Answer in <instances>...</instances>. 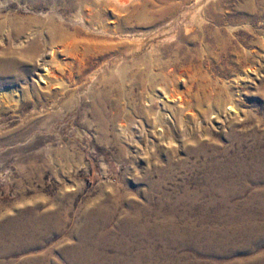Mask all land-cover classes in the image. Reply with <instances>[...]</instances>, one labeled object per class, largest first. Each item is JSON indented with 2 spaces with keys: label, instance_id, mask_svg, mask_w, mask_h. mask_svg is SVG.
Segmentation results:
<instances>
[{
  "label": "rangeland",
  "instance_id": "obj_1",
  "mask_svg": "<svg viewBox=\"0 0 264 264\" xmlns=\"http://www.w3.org/2000/svg\"><path fill=\"white\" fill-rule=\"evenodd\" d=\"M51 1L0 9V56L9 47L21 58L0 75V216L35 206L66 223L8 259L62 261L100 204L114 214L109 229L146 207L155 248L140 264H233L264 251V207L242 205L264 188L263 171L250 179L251 155L264 163V0H134L156 6L146 19L59 8L74 33L65 41L26 19L54 15ZM33 39L34 58L21 57ZM49 47L55 61L38 66ZM223 174L233 211L216 190ZM247 217L260 226L250 234Z\"/></svg>",
  "mask_w": 264,
  "mask_h": 264
},
{
  "label": "bare ground",
  "instance_id": "obj_2",
  "mask_svg": "<svg viewBox=\"0 0 264 264\" xmlns=\"http://www.w3.org/2000/svg\"><path fill=\"white\" fill-rule=\"evenodd\" d=\"M10 1H15L19 5L24 3L22 5L24 8L39 2V0H0V9L7 7ZM51 2L53 14L55 16L57 14L59 20L55 19L54 15L48 13L45 15V20L36 17H26L30 23L38 24L41 29L35 30L39 31L38 34L41 36H43L42 32L45 31L50 41H65L74 34L69 30V27L66 26L62 15L57 12L59 8L79 10L91 16L94 20L106 14L105 11L107 10H105V6L111 10H122L128 14L129 17L132 16L145 19L149 18V16L156 11L154 9L156 6L145 8L147 6L134 0H53ZM160 3L163 4L165 2L164 0H160ZM160 9H163L162 11L166 10L163 5H160ZM167 13L169 12L167 11ZM12 21L17 24L15 27L18 30L23 26L18 16ZM3 25H5V21L0 19V27ZM30 32L32 31L30 30ZM32 34L33 33H27V36L30 37ZM23 41L25 40H19L16 44L21 45ZM38 49L39 40L33 39L30 41L28 48L21 52L20 56L29 59L34 58L33 56H35ZM56 49L55 47H49L43 50L37 58L38 66L40 64L44 66H46V64L48 65L49 61L54 59L55 53L58 51ZM60 49L61 48H59V50ZM3 52V55L0 56V75L6 76L12 72L15 61L21 58L14 54L15 52L9 47L4 49ZM49 67H46L47 74H50L52 70H50ZM52 73L55 74L54 71ZM229 109H231V107H229ZM262 156H264V154ZM259 159H261L260 155H251L253 164L251 170L252 176L250 179L255 181L254 183L256 184H259L261 179L259 177L260 175H257V172H264V163L260 162ZM245 162L246 161L241 162V170L246 169ZM223 176V184H218L216 190L222 196L221 201H225L224 206L228 207L230 211H233L236 203H229L227 197L237 192V189L233 186V181L228 174H223ZM213 188H215V186H213ZM242 205L263 208L264 188L247 195ZM51 210L48 209L40 212L37 207L32 206L24 208L14 216H0V264H34L32 262L34 259L32 256L22 260L17 259L18 261L8 258L11 255H16L39 247L48 240L54 229H63L66 223L65 218L63 216L62 218L58 212H52ZM145 211L146 207H139L134 210L132 215L127 214L123 216L115 229H109L108 227L114 214L109 211L106 205L100 204L95 210L89 212L83 223L77 227V241L73 245L61 247L62 261L50 262V253H47L43 256L45 262L42 263L38 260L40 263L37 264H140L141 260L145 256L150 255V252L155 248L154 244L148 243L147 239L151 225L149 221H142L141 219ZM259 213L262 214V210H260ZM245 219L247 221V226L241 228V231L244 233L250 234L260 228V226L252 221L251 217ZM220 231L221 230H216L214 234ZM260 232L261 236H264V226ZM192 234L195 235L194 233ZM144 247H146V250H144ZM108 248L114 249L116 253L111 256L107 255L105 249ZM134 249L138 251L133 252ZM130 253L132 256L130 258H125V254ZM233 264H264V251H260L257 255L246 260H238Z\"/></svg>",
  "mask_w": 264,
  "mask_h": 264
}]
</instances>
